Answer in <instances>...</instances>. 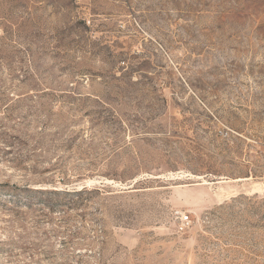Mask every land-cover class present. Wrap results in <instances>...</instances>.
Returning a JSON list of instances; mask_svg holds the SVG:
<instances>
[{
  "label": "rangeland",
  "instance_id": "374dc122",
  "mask_svg": "<svg viewBox=\"0 0 264 264\" xmlns=\"http://www.w3.org/2000/svg\"><path fill=\"white\" fill-rule=\"evenodd\" d=\"M0 264H264V0H0Z\"/></svg>",
  "mask_w": 264,
  "mask_h": 264
},
{
  "label": "built area",
  "instance_id": "2783aa9c",
  "mask_svg": "<svg viewBox=\"0 0 264 264\" xmlns=\"http://www.w3.org/2000/svg\"><path fill=\"white\" fill-rule=\"evenodd\" d=\"M190 221V219H189V215H184L183 217H182V222L183 223H187V222H189Z\"/></svg>",
  "mask_w": 264,
  "mask_h": 264
},
{
  "label": "bare ground",
  "instance_id": "6f19581e",
  "mask_svg": "<svg viewBox=\"0 0 264 264\" xmlns=\"http://www.w3.org/2000/svg\"><path fill=\"white\" fill-rule=\"evenodd\" d=\"M196 178H200V176H197Z\"/></svg>",
  "mask_w": 264,
  "mask_h": 264
},
{
  "label": "trees",
  "instance_id": "16d2710c",
  "mask_svg": "<svg viewBox=\"0 0 264 264\" xmlns=\"http://www.w3.org/2000/svg\"><path fill=\"white\" fill-rule=\"evenodd\" d=\"M85 188V187H84ZM84 188H82L81 190H83Z\"/></svg>",
  "mask_w": 264,
  "mask_h": 264
}]
</instances>
